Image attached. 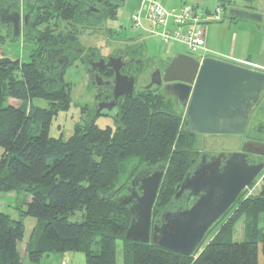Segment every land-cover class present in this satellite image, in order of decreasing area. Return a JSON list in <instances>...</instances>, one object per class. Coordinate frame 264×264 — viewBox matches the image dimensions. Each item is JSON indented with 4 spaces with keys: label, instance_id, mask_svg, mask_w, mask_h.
Segmentation results:
<instances>
[{
    "label": "trees",
    "instance_id": "1",
    "mask_svg": "<svg viewBox=\"0 0 264 264\" xmlns=\"http://www.w3.org/2000/svg\"><path fill=\"white\" fill-rule=\"evenodd\" d=\"M11 3L29 12V25L20 35L36 48L24 63L0 57V194H25L19 219L0 210V264H22L18 247L26 217L40 221L25 243L24 254L31 262L50 253L81 251L85 264H118L117 246L122 241L125 264H258L259 250L264 257V171L254 200L240 206L236 200L215 222L220 224L213 234L206 242L202 239L205 243L196 255L197 248L185 255L125 238L131 214L114 198L125 192L137 170L165 167L152 207L154 222L179 204L174 195L200 154L198 134L183 129L182 117L160 91L141 90L123 97L114 127L101 128L85 120L75 124L67 139L50 136L57 111L71 103L62 76L77 58L69 56L72 49H83L78 33L98 27L104 16L114 19L119 2L0 0V7ZM89 6L99 13L86 14ZM118 33L109 29L110 36ZM7 38L16 39L2 25L0 42ZM48 53L55 59L53 65L47 61ZM62 55L68 63L57 74L56 60ZM37 97L46 99L48 106L34 105ZM245 213L250 215L246 234L236 240L233 226Z\"/></svg>",
    "mask_w": 264,
    "mask_h": 264
},
{
    "label": "water",
    "instance_id": "2",
    "mask_svg": "<svg viewBox=\"0 0 264 264\" xmlns=\"http://www.w3.org/2000/svg\"><path fill=\"white\" fill-rule=\"evenodd\" d=\"M117 1L122 5L125 0ZM14 8L11 10L10 5L0 7L1 24L10 28L11 38L20 35L21 21L23 27H27L30 21L29 12H24L21 17L20 9ZM90 12L99 13V10L89 6L85 13ZM241 15L261 19L257 12L242 11ZM121 60L119 55L88 63V69L107 67L114 73L112 79L104 84L111 87V100L108 104H97L95 114L100 115L103 109L109 112L115 108L113 118L116 122L119 98L131 97L134 89V76L120 71ZM47 61L53 63L55 59H51L48 53ZM56 61L59 66L56 73H62L68 58L64 56ZM96 76L100 78L98 74ZM91 79L93 86H101ZM162 81L165 82L162 94L174 101V109L183 117L182 125L186 132L242 135L250 109L264 89V70L213 56L198 59L187 53H176L162 69L156 68L151 73L146 88L160 86ZM248 153L264 155V150H255L246 141L240 151L202 153L185 174L174 195L176 200L182 196V202L165 210L154 222L152 207L165 167L158 164L138 169L125 192L114 198L127 206L131 214L125 238L135 242H152L161 248L191 255L208 229L262 172L264 160L250 157Z\"/></svg>",
    "mask_w": 264,
    "mask_h": 264
},
{
    "label": "rangeland",
    "instance_id": "3",
    "mask_svg": "<svg viewBox=\"0 0 264 264\" xmlns=\"http://www.w3.org/2000/svg\"><path fill=\"white\" fill-rule=\"evenodd\" d=\"M135 1L136 0H125L122 5L118 6L115 9L116 17L114 19L104 16L98 27L80 31L77 38L82 48L87 52H89L88 49L95 50L100 56H103L109 54L110 51H115L116 48H121L128 44V41L120 40V38H122V36H131L135 33L129 27V18L135 8ZM213 4H211L210 7H212ZM166 5L168 6L169 4ZM98 6L102 7V4L99 3ZM259 7L264 12V0H260ZM252 24L255 25L240 27L241 23L236 25L230 23L228 19L223 20L221 23H217L216 25L220 27L218 31L219 45L222 44L226 46H222L221 50L227 49V52H225L226 54L211 53L209 55L225 60H232V56L234 57L235 55L246 57V54L249 55L252 60L264 59V19L262 21H252ZM256 24H259V26H256ZM1 26L2 24L0 21V27ZM109 29L112 31L120 29V33L115 36H110ZM3 32L4 31L1 30V33ZM145 35L146 37L142 42L144 46V58L147 57L148 59L156 60V57L165 56L166 52L187 53V49L182 44L170 43L168 45L162 43L155 35ZM35 48L36 44L33 41L24 39L22 35H19L14 40L7 38L3 42H0V57L17 59L21 63H24L29 60V55ZM167 49L169 51H167ZM193 54L197 55L196 53ZM62 78L63 81L69 85L71 103L67 109L57 111L51 121L49 134L55 138L61 137L62 139H67L72 135L75 124L85 121V110L93 103L95 89L88 85L85 64L80 58L74 59L73 62L66 67ZM32 103L39 107L48 106V101L40 97L34 98ZM251 116V121L249 119L245 133L242 135L198 134L197 141L199 150H206L210 153L233 151L239 149L240 143L244 139L255 137L264 139V92L255 107L251 110ZM94 123L104 128L107 126L114 127L116 121L113 117L101 115L94 119ZM203 145L205 146L203 147ZM261 173L251 184L241 191L237 197L238 199H236V205L240 206L245 200L248 202L254 200V197L257 196L259 191ZM8 193L0 194V210L14 219H19V209L25 207V194H18L14 191ZM249 220L250 215L248 213H245L237 219L233 226V234L236 240L242 239L246 234ZM23 221L25 224V233L18 247L22 264H85V255L81 251L50 253L41 257L38 262H31L24 254L25 243L31 232L40 226V221L34 217L23 218ZM219 224L220 223L217 222L209 229L203 238L205 242L217 229ZM203 240L197 247L195 255L202 250L205 243ZM117 250L118 264H125L122 241H118ZM258 264H264V257L260 250L258 253Z\"/></svg>",
    "mask_w": 264,
    "mask_h": 264
},
{
    "label": "flooded vegetation",
    "instance_id": "4",
    "mask_svg": "<svg viewBox=\"0 0 264 264\" xmlns=\"http://www.w3.org/2000/svg\"><path fill=\"white\" fill-rule=\"evenodd\" d=\"M12 7L11 10H14L16 7L14 4H8ZM20 13H21V17L23 16L24 12L22 9H20ZM22 19V18H21ZM23 26H22V21H21V30H22ZM20 30V32H21ZM143 40L138 41L136 40V42H132L130 45H125L124 47L121 48H116L115 51L113 52H109V54L107 55H103L100 56L99 54H92L91 52H87L84 48L81 50V48L78 49H72V52H70L69 56H71V54H75L77 56V58H80L82 60V62L85 64V69H86V76L88 79V85H90L92 88L95 89V94H94V100L92 105L87 108L85 110V120H90V121H94V119L98 116L101 115H106V116H110L113 117L116 114V109L113 108L111 110H109V112H107L106 110H102L100 115L95 114V106L97 104H99L100 102H106L108 104V102L111 100V87L109 85H104L109 79H112L114 73L113 71H111L110 68L107 67H103V68H91L88 69V63L89 61L91 62H97L99 60V58H105L107 59L109 56H122V60L119 61V63L122 65L121 66V73L126 74V75H133L134 76V89H133V94L139 91H144V90H156V91H160L162 93V88L163 85L165 84L164 81L161 82L160 86L157 85H152L150 88H146V86L149 84L150 82V75L151 73L156 69H162V67L166 64V62L169 61V59H165L164 56L161 57H157L156 60L154 59H148L147 57L144 58L143 52H144V46H143ZM80 53V54H79ZM189 55H192L190 53H187ZM63 57L65 55H62ZM194 56V55H192ZM61 57H59L57 60H59ZM151 58V57H150ZM229 61V60H228ZM107 62V61H105ZM234 62V61H232ZM54 63V62H53ZM53 63H51V65H53ZM237 63V62H236ZM242 64V63H240ZM245 65V64H244ZM112 74H111V73ZM96 74L99 75V79L95 78L97 77ZM94 79V82L97 83L99 82L101 84V86L96 87L92 85V79ZM176 82V81H175ZM263 91L261 92L257 102L259 101ZM123 97H128V96H122L119 98L118 100V104L120 102V100ZM170 98V97H169ZM170 100L173 103V106L175 107L174 101L170 98ZM257 102L252 106V108L250 109L249 115H248V121L249 119L251 120V110L255 107V105L257 104ZM105 104V103H104ZM106 104V105H107ZM97 109V107H96ZM185 114V111L183 113V116ZM87 118V119H86ZM183 119V117H182ZM247 121V124H248ZM247 124H246V128H247ZM245 128V130H246ZM248 141V146L251 148H255V150H259L262 149L264 150V139H259V138H247L244 139L239 146V149H235L233 151H219V152H234V151H240L243 143ZM205 145H203L204 147ZM202 153H210L205 151H200V154L198 156V160L200 158V155ZM218 153V152H216ZM248 155L251 157H257L259 159H263L264 160V155L261 154H257V153H248ZM264 171V166L262 168V172ZM182 196L180 198H178L177 200H180L179 204L182 202ZM178 205V204H177ZM174 205V206H177Z\"/></svg>",
    "mask_w": 264,
    "mask_h": 264
},
{
    "label": "built area",
    "instance_id": "5",
    "mask_svg": "<svg viewBox=\"0 0 264 264\" xmlns=\"http://www.w3.org/2000/svg\"><path fill=\"white\" fill-rule=\"evenodd\" d=\"M221 11L220 6L210 11L188 3L165 8L158 0H141L130 17L129 27L134 32L155 35L164 44H182L187 53L202 59L210 52L204 39V25L220 20Z\"/></svg>",
    "mask_w": 264,
    "mask_h": 264
},
{
    "label": "crops",
    "instance_id": "6",
    "mask_svg": "<svg viewBox=\"0 0 264 264\" xmlns=\"http://www.w3.org/2000/svg\"><path fill=\"white\" fill-rule=\"evenodd\" d=\"M158 1H160L161 4L165 8H170L172 6H179L182 3H188V4H191V5H194V6H197L199 8H202L204 10H209V11L213 10L216 6H220L222 8V11L220 14V20L208 22L204 26V30H205L204 39H205L206 47L210 51L206 56H210L209 54H211V53L212 54L213 53L224 54L225 52H227L226 51L227 49L221 50L222 46L223 47H226V46H224L222 44L219 45L220 43L218 40V31H219L220 27L218 25H216L217 23H221V22H223V20L228 19L230 23H234L236 25H238V23H241L240 27H244V26L255 25V24H252V21H262L264 19V12L259 7L260 6V0H253L251 2H247L246 0H158ZM140 2H141V0L135 1L136 5H135V8L132 11L131 15L137 10V8L140 5ZM166 4H169V5L167 6ZM211 4H213L212 7H210ZM242 11H250V12L260 13L261 19L255 20V19L244 17L241 15ZM129 22H130V18H129ZM256 26H259V24H256ZM3 31H5V30H3ZM117 31L120 33L119 30H117ZM145 34L146 33H144V32L137 31L134 33V35L122 36V38H125V39H121V40L128 41L127 45H130L132 42L133 43L136 42V40H138V41L143 40L144 41V39L146 37ZM167 51H169V50L167 49ZM175 53H177V52H172V53L166 52V55L164 56V58L169 59V57L173 56ZM229 61L242 63V64H245L247 66H251V67H255L257 69L264 70V59L252 60V59H250L249 55H247V54H246V57L239 56V55H235L234 57L232 56V60H229Z\"/></svg>",
    "mask_w": 264,
    "mask_h": 264
},
{
    "label": "clouds",
    "instance_id": "7",
    "mask_svg": "<svg viewBox=\"0 0 264 264\" xmlns=\"http://www.w3.org/2000/svg\"><path fill=\"white\" fill-rule=\"evenodd\" d=\"M225 60V59H224Z\"/></svg>",
    "mask_w": 264,
    "mask_h": 264
}]
</instances>
